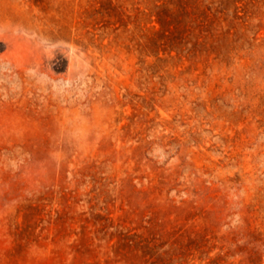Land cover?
I'll list each match as a JSON object with an SVG mask.
<instances>
[{"label": "rangeland", "instance_id": "1", "mask_svg": "<svg viewBox=\"0 0 264 264\" xmlns=\"http://www.w3.org/2000/svg\"><path fill=\"white\" fill-rule=\"evenodd\" d=\"M170 1L0 0V264H264V0Z\"/></svg>", "mask_w": 264, "mask_h": 264}, {"label": "trees", "instance_id": "2", "mask_svg": "<svg viewBox=\"0 0 264 264\" xmlns=\"http://www.w3.org/2000/svg\"><path fill=\"white\" fill-rule=\"evenodd\" d=\"M167 2H171L170 0H167ZM185 2H188V0H185ZM225 6H223V8L221 9H217L218 12H221L224 17V19H227V17L231 14L233 17H238V10L237 7L235 6L232 12H228V7H231L230 5L233 3V1L227 0V2H225ZM167 8L166 5H163L160 10L157 11L159 20L162 22L163 20H166V12H164V8ZM209 6H207L208 8ZM210 8V7H209ZM185 9V8H184ZM166 10V9H165ZM184 12L188 13V10H184ZM206 12V9H205ZM217 16V15H214ZM170 27H168L165 30H168ZM177 29H169V31L171 32V34H176ZM204 37H206V40H251L250 37H248V35L244 34L240 28H238L237 26L230 24L226 27L223 26H219V25H208L205 28V35Z\"/></svg>", "mask_w": 264, "mask_h": 264}]
</instances>
